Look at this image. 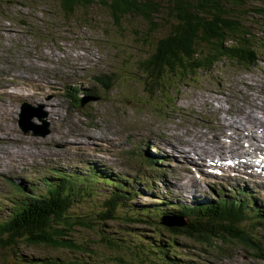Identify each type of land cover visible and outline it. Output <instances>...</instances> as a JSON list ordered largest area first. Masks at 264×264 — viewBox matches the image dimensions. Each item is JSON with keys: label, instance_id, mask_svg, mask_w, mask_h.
<instances>
[{"label": "rangeland", "instance_id": "1", "mask_svg": "<svg viewBox=\"0 0 264 264\" xmlns=\"http://www.w3.org/2000/svg\"><path fill=\"white\" fill-rule=\"evenodd\" d=\"M254 4L264 7V0H253ZM239 10V9H237ZM73 17L65 18L60 14L61 9L54 0H0V77H19L27 75L24 73V67L31 66L28 73H35L34 66H38L37 73L39 77L46 76L48 69L51 72L65 71L73 72L78 75H84V84L92 88H98L101 92L99 98H93L90 105L89 117L78 110L67 109L64 113L65 101L61 100L60 93L49 95L48 90L43 91V97H39L37 102L43 108L48 105L41 103L53 102L51 109L55 110L59 117L53 120L52 139L59 137L62 142L58 146V156L66 165L67 170L79 172L84 175L89 172L84 164L93 166L97 171L104 170L105 178H120L125 187L137 191L135 197H130L128 205L132 209H151L166 202L167 199H174L175 190L185 189V183H180L177 188L175 176L179 170V161L177 158L159 150L157 154H165L170 159V164L165 162L156 163L155 169H148L144 166L134 164L131 156L119 157V149L124 141L128 142L140 136L151 126H163L180 124L188 125L184 116L198 117L194 121V126L202 125L207 120L208 112L205 110L211 104L221 107L228 99L235 103L237 97L241 94L236 92H245L241 84L251 85L264 90V18L258 14L247 15V21L250 28L247 29L253 34L256 43L261 47L258 61L254 66H250L251 72L238 71L236 68L228 66H217L206 72H200L195 77L189 78L186 85H182L181 93L175 97L170 106H176L177 110L173 113L174 118L169 121L167 117L159 118L152 109L155 103L147 101L131 91L132 83L127 78L130 68L128 62H132L137 57L145 56L147 52L145 46L140 45L133 36L136 33L139 40L145 36V22L139 17L132 16L124 18L120 25L116 26L107 10L95 4L89 9L80 10ZM258 15V16H257ZM254 16V17H253ZM26 23L25 25H22ZM149 43L153 45L150 39ZM150 48V46H148ZM153 49V46H152ZM37 55V60L31 58V55ZM127 60L126 62L124 60ZM84 68H87L84 70ZM117 73L126 80L119 79ZM114 75L117 80L112 90H104L106 84H99L94 79L97 76ZM201 79L198 83L197 80ZM136 81H139L138 79ZM60 91V90H59ZM251 91V90H250ZM0 94V215L7 216L14 199L13 188L9 182L14 181L26 187H37L35 194L45 192L47 186L43 181L57 183L54 180L59 174L49 176L50 165L43 158V153L50 147L49 141L33 145L28 143L17 130V110L22 101V92L19 88L13 93L1 91ZM52 93V92H50ZM250 93V92H248ZM263 93L253 92L252 97L264 100ZM58 96V98H56ZM247 106H239L237 111L239 115H245L249 111L254 113L252 108L264 111V101L261 106L254 104L252 98L247 96ZM250 102V103H249ZM253 103V104H252ZM45 111V110H44ZM43 112V110H42ZM213 112V111H212ZM168 114V113H167ZM41 117L34 121L41 125ZM205 118V119H204ZM259 125H252L254 129L259 128L264 123L256 116ZM204 119V120H202ZM87 122L92 123L87 125ZM171 122V124H169ZM236 125L244 126L245 122L237 121ZM93 125V126H92ZM257 125V126H256ZM202 127H200V132ZM185 136H188L186 138ZM177 142V137L189 144H206L213 149L224 148L221 142H212L198 133V130L192 131L187 128L181 133H172ZM38 139L32 142L37 143ZM172 143L171 147L176 145ZM152 145H156L152 143ZM131 153L134 157L143 161L142 147L143 142L137 141L130 144ZM161 149L160 145H156ZM180 146V154L186 155L190 150H185ZM153 149H145L146 156H153ZM156 155V154H155ZM53 156V153H50ZM161 158V156L157 155ZM112 171L114 173L110 174ZM64 174V173H60ZM119 175V176H117ZM48 176V177H45ZM116 176V178H115ZM254 195L258 196L255 200V206L264 209V189H257V184L250 183ZM249 186H246L249 188ZM72 187V186H70ZM96 190L102 195L99 199H89ZM187 192L199 195L197 199L215 200L214 196L208 197V189L203 182L197 183V189L187 187ZM110 188L102 186V183L93 185V194L83 195L71 206L72 210L93 209L107 197L113 194ZM186 195V193H184ZM84 197V198H83ZM163 200V201H162ZM176 201L173 200L174 204ZM182 204L191 206V201H181ZM160 204V205H159ZM126 205V203H125ZM1 217V216H0ZM179 218V217H177ZM140 227L139 233L148 238L153 236L154 229L149 225L137 224ZM162 227V226H160ZM247 231L253 237L257 238L264 248V221L263 223H252L245 221L242 223ZM161 229V234L166 232ZM138 232V230H137ZM175 238V252L181 261L190 264H259L254 258L256 251L251 244L244 245L239 241L217 243L209 246L205 243L193 240L186 236H172ZM118 249V248H117ZM18 251L25 255L47 256L48 252L44 248L28 247L24 244L18 246ZM96 257L88 258V264H117L115 262L116 254L107 251H98ZM126 260L130 257L126 253ZM9 258V252L0 251V261ZM179 260V259H178ZM123 261V260H122ZM143 259L135 258V264H142Z\"/></svg>", "mask_w": 264, "mask_h": 264}, {"label": "trees", "instance_id": "2", "mask_svg": "<svg viewBox=\"0 0 264 264\" xmlns=\"http://www.w3.org/2000/svg\"><path fill=\"white\" fill-rule=\"evenodd\" d=\"M54 1L67 19L97 4L107 10L116 26L132 16L145 22L146 33L141 41L136 33L133 36L152 51L131 63L124 61L130 68L127 78L132 83L131 91L160 108L170 106L180 95L182 85H186L183 81L201 71L225 65L251 72L248 67L254 66L261 51L253 34L247 31L250 28L247 15L255 13L264 18V7L253 0ZM117 74L119 79L126 80ZM104 83L116 85L117 80L111 74L102 78ZM94 184L58 183L44 196L35 195L34 188L13 183L12 207L7 216L0 215V251L9 252V258L0 264H88V258L96 257L98 251L116 254L117 264H135L137 257L143 259L142 264H187L175 252V238L167 234L186 236L209 246L217 241H254L241 227L243 221L251 220L243 213V199L237 207L215 203L189 212L184 208L172 210L175 205L168 204L171 210L150 212L146 208L132 209L128 205L132 201L129 192L121 188L122 184H113L116 193L104 196L97 207L72 210L78 198L93 194ZM99 193L96 190L87 197L99 199L102 196ZM162 215L182 218L185 224L162 228L155 222ZM137 224H149L155 234L143 237ZM160 228L166 232L161 234ZM21 244L44 248L48 255H25L18 251ZM256 249L264 264V248L256 246ZM126 253L130 260L125 259Z\"/></svg>", "mask_w": 264, "mask_h": 264}, {"label": "bare ground", "instance_id": "3", "mask_svg": "<svg viewBox=\"0 0 264 264\" xmlns=\"http://www.w3.org/2000/svg\"><path fill=\"white\" fill-rule=\"evenodd\" d=\"M238 120H239L240 123L243 121V122H245V124H249L250 126L255 125V124H258L259 125V122H258V120L256 118V115L254 113L250 112V111L247 114H245V115H239ZM198 133H200L202 136L205 137V134H203L202 132L198 131ZM250 136L251 137L254 136L253 127H251V134H250ZM182 145L183 146H190V147H188L190 149L188 151L189 152H193V153H195L198 156H201V155L206 154V153H210L212 150L223 149V148L213 149V147H211L208 144H206L204 146H201L199 144H189V143L183 141L180 137H177L176 145L174 147H171V148H172L173 151H175L177 153V155L179 157H181L185 161H187L186 155L180 154V152H179V149H180L179 147L182 146Z\"/></svg>", "mask_w": 264, "mask_h": 264}, {"label": "water", "instance_id": "4", "mask_svg": "<svg viewBox=\"0 0 264 264\" xmlns=\"http://www.w3.org/2000/svg\"><path fill=\"white\" fill-rule=\"evenodd\" d=\"M43 135H46L48 133L47 127L41 132ZM168 226H180L182 227L184 224L182 222H170L167 224Z\"/></svg>", "mask_w": 264, "mask_h": 264}]
</instances>
